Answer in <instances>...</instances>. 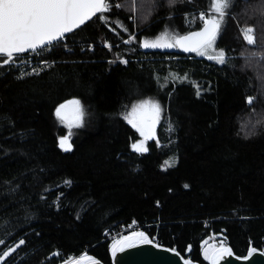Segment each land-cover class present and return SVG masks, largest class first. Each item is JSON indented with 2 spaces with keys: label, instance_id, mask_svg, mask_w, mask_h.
I'll return each instance as SVG.
<instances>
[{
  "label": "trees",
  "instance_id": "trees-1",
  "mask_svg": "<svg viewBox=\"0 0 264 264\" xmlns=\"http://www.w3.org/2000/svg\"><path fill=\"white\" fill-rule=\"evenodd\" d=\"M116 1L106 21L9 64L0 57V255L24 241L0 264L83 252L111 264L113 238L134 223L193 260L204 241L264 249V0H232L215 44L223 64L142 47L168 22L179 35L200 27L211 0ZM66 99L85 112L71 137L55 115ZM145 100L162 110L141 154L125 116ZM64 136L70 152L57 146Z\"/></svg>",
  "mask_w": 264,
  "mask_h": 264
},
{
  "label": "snow or ice",
  "instance_id": "snow-or-ice-1",
  "mask_svg": "<svg viewBox=\"0 0 264 264\" xmlns=\"http://www.w3.org/2000/svg\"><path fill=\"white\" fill-rule=\"evenodd\" d=\"M174 2V0H170ZM232 0H211V13L200 14L203 27L199 31L190 32L186 35L169 33L167 30L153 40L145 39L142 42L144 48H173L180 47L187 52H197L200 55H208L209 59L218 63H225L226 55L223 49L215 48L216 41L222 30V24L231 7ZM110 0H0V57H4L3 64H9L22 53L28 51L36 52L38 49L51 45L61 40L66 34L81 28L86 23L98 18L106 21L104 13L111 10ZM118 7V6H117ZM126 30V29H125ZM244 40L248 44H254V28L246 27L241 30ZM135 39V37H130ZM126 43L129 41H125ZM111 47V45H108ZM213 53V54H209ZM121 62L127 63L126 60ZM35 71V70H34ZM199 95V91H197ZM253 98H248L251 104ZM161 105L154 100L141 101L134 105L132 111L125 116V119L136 128L143 137L140 141L132 144V149L138 153L148 151L146 142L153 139L155 125L159 121ZM55 115L61 121L71 120L79 127L83 123L85 115L81 102L72 99L60 104L56 108ZM71 126V125H70ZM59 147L64 151H70L72 145L69 137L64 136L59 140ZM175 161L169 163L168 167L174 166ZM70 184V181H65ZM187 187V185H185ZM0 243H3L0 241ZM23 240L16 247L22 245ZM154 238H150L143 231H133L129 235H121L113 238L110 249L113 257L117 253L138 245L153 244ZM15 251L10 248L0 255V262ZM251 251H256L254 248ZM231 249L221 241L219 246L205 247L204 257L210 264H220V261L231 255ZM59 255V253H54ZM65 264H99V261L86 253L79 258H69ZM184 264H192L191 260H185Z\"/></svg>",
  "mask_w": 264,
  "mask_h": 264
},
{
  "label": "water",
  "instance_id": "water-1",
  "mask_svg": "<svg viewBox=\"0 0 264 264\" xmlns=\"http://www.w3.org/2000/svg\"><path fill=\"white\" fill-rule=\"evenodd\" d=\"M202 27H203V24H201V26L198 27V28L189 30V31H187V32H185L183 34H180V35H186V34H188L190 32L199 31ZM68 34H70V33H68ZM68 34H66V36ZM58 41H60V40H58ZM58 41H55L52 44H55ZM48 46H50V45H48ZM48 46H46V47H48ZM177 48H178V50L180 52L185 53V55L194 53V52L184 51L180 47H177ZM28 52H30V51H28ZM28 52H26V53H28ZM22 54H24V53H22ZM69 100H72V99H68V100L66 99L65 101L61 102L60 104L65 103L66 101H69ZM55 112H56V109H55ZM62 122L65 123V124H68V125L74 123L71 120V118H69L68 120L62 121ZM139 134H140V132H139ZM59 140L60 139H58L57 146H58L59 149H61L59 147ZM69 140H70V143L72 145V140L71 139H69ZM62 151H64V150H62ZM70 151H64V152H70ZM135 231H143L150 238H152L146 230L139 229V230H135ZM131 232H133V231H131ZM131 232H127V233H124L122 235H129ZM20 241L16 242L10 248H15V250H17L21 246V245H19V247H16L19 244ZM221 241H223V240L209 241V242H206L203 245V247H202V249L200 251V256H201L202 259L207 261V264H210V261H208L204 257V249H205V247L211 248L214 245L215 246H219ZM224 245L231 249L232 254L228 255V256H225L220 261V264H264V251L262 249L258 248V247H250L245 254L239 255L237 253H234V251L231 248V246H229V245H227L225 243H224ZM253 248L256 251H254V252L251 251V249H253ZM8 250H6V251H8ZM186 253H188V251ZM87 255L90 256V257H93L95 260L99 261V264H106V263H104L101 260V258L99 259L95 255H92V254H87ZM109 257H111L110 258V263L111 264H184L185 260H191L192 264H201V263H199L196 260H192L187 255L186 256L182 255V253H180L176 248L170 247L167 244L164 245V244L158 243L155 240H154L153 244L138 245L136 247H133V248H130V249H126L124 252L117 253V255L115 257L112 256L111 249L109 248Z\"/></svg>",
  "mask_w": 264,
  "mask_h": 264
},
{
  "label": "built area",
  "instance_id": "built-area-1",
  "mask_svg": "<svg viewBox=\"0 0 264 264\" xmlns=\"http://www.w3.org/2000/svg\"><path fill=\"white\" fill-rule=\"evenodd\" d=\"M110 3H111V5H112V7L113 6H115V7H117L118 6V8L120 7V5H119V3L116 1V0H110ZM111 7V8H112ZM201 13H204L205 15H207V13H208V10H206V9H200L199 11H198V14L197 15H199V17H200V14ZM131 20L133 19V17H131L130 18ZM38 51V50H37ZM29 53H32V51L31 52H29ZM28 54V53H27ZM143 228H147V225H143V226H139V225H136L135 223H134V225H130L124 232L125 233H127V232H131V231H135V230H139V229H142V230H144ZM155 241L157 242V240L155 239ZM250 241V240H249ZM261 245L263 246L264 245V243L262 242L261 243ZM84 253V252H83ZM83 253H81V254H79L78 256H74L73 258H75V257H80ZM66 260V259H65ZM65 260H63L61 263H59V264H65Z\"/></svg>",
  "mask_w": 264,
  "mask_h": 264
},
{
  "label": "rangeland",
  "instance_id": "rangeland-1",
  "mask_svg": "<svg viewBox=\"0 0 264 264\" xmlns=\"http://www.w3.org/2000/svg\"><path fill=\"white\" fill-rule=\"evenodd\" d=\"M133 18H134V15H133ZM131 20V19H130ZM166 26H170V27H168V29L166 28V29H164V31H162L161 33H163V32H165V30H167L169 33H174V31H172V29L173 28H171V27H173L172 26V24H171V22H168L167 23V25ZM175 28V27H174ZM62 40V39H61ZM39 50V49H38ZM31 52V51H30ZM29 53V52H28ZM33 53H37V51L36 52H32V53H29V54H33ZM196 55H198V56H204V57H207L208 58V55H200V54H198L197 52H194ZM209 54H213V53H209ZM215 61V60H214ZM217 62V61H216ZM147 99H150V98H147ZM63 125H65V123H63ZM75 126V123H73V124H71V126L69 125V126H65V131H67L68 133H69V136L71 137V129H72V127H74ZM209 239H211V238H207L206 240H209ZM204 243H206L205 241H204ZM204 243H203V245H204ZM203 245H202V247H203ZM201 247V248H202ZM188 251L190 252V248L188 249ZM86 252H84L83 254H85ZM86 254H88V253H86ZM71 258H73V256H70ZM70 257H68L66 260H68ZM75 258H77V257H75ZM65 260V261H66Z\"/></svg>",
  "mask_w": 264,
  "mask_h": 264
},
{
  "label": "flooded vegetation",
  "instance_id": "flooded-vegetation-1",
  "mask_svg": "<svg viewBox=\"0 0 264 264\" xmlns=\"http://www.w3.org/2000/svg\"><path fill=\"white\" fill-rule=\"evenodd\" d=\"M264 240H262V242H263ZM261 242V243H262ZM262 246V245H261ZM264 246V245H263ZM262 246V247H263ZM252 247V246H251ZM250 248V247H249ZM201 249L202 248H200V250H199V252L201 251ZM260 249H262L263 251H264V249L263 248H260ZM187 251L185 250V251H183V252H180V253H182V255H185V253H186ZM188 257H190L189 255H187ZM191 258V257H190ZM192 259V258H191ZM193 260V259H192ZM196 261H198L199 263H201V264H207V261L206 260H204V259H202L201 258V256H200V260H196Z\"/></svg>",
  "mask_w": 264,
  "mask_h": 264
}]
</instances>
